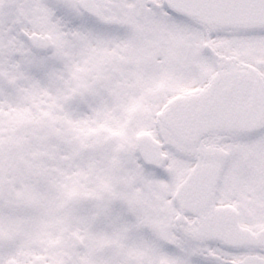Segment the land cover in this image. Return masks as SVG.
Returning a JSON list of instances; mask_svg holds the SVG:
<instances>
[{"label":"snow or ice","instance_id":"1","mask_svg":"<svg viewBox=\"0 0 264 264\" xmlns=\"http://www.w3.org/2000/svg\"><path fill=\"white\" fill-rule=\"evenodd\" d=\"M0 264H264V0H0Z\"/></svg>","mask_w":264,"mask_h":264},{"label":"rangeland","instance_id":"2","mask_svg":"<svg viewBox=\"0 0 264 264\" xmlns=\"http://www.w3.org/2000/svg\"><path fill=\"white\" fill-rule=\"evenodd\" d=\"M16 119L20 122L23 128V139L21 141L22 147L17 151L18 145H13V175L16 180L24 181L30 177L33 167L31 161H38L40 167L38 169L40 173V179L45 181V189L47 190L49 185L46 183L48 173L53 170L54 156L52 153L39 148L34 141L37 135L45 136L49 140L57 139L55 134L46 133L39 123L33 121L27 113H20ZM95 135V134H93ZM117 133H110L108 138H114ZM15 195V194H14ZM101 195L107 196L106 190L100 192L92 191L79 179L71 186H65L59 191L53 192V197L56 200V212L63 213L67 208H70L71 204L75 202L80 209H86L93 204ZM24 198L28 199L29 194L25 193ZM68 241L74 239L73 236L64 234ZM94 246L98 251H107L114 247V244L104 240L93 241Z\"/></svg>","mask_w":264,"mask_h":264}]
</instances>
